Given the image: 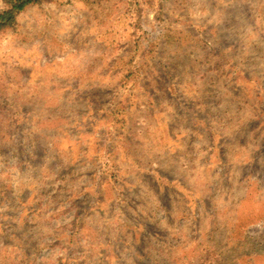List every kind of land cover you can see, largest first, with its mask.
<instances>
[{
    "label": "rangeland",
    "instance_id": "obj_1",
    "mask_svg": "<svg viewBox=\"0 0 264 264\" xmlns=\"http://www.w3.org/2000/svg\"><path fill=\"white\" fill-rule=\"evenodd\" d=\"M0 264H264V0L20 13L0 33Z\"/></svg>",
    "mask_w": 264,
    "mask_h": 264
},
{
    "label": "trees",
    "instance_id": "obj_2",
    "mask_svg": "<svg viewBox=\"0 0 264 264\" xmlns=\"http://www.w3.org/2000/svg\"><path fill=\"white\" fill-rule=\"evenodd\" d=\"M50 1L52 0H4V8L0 11V33L11 28L17 16L26 8Z\"/></svg>",
    "mask_w": 264,
    "mask_h": 264
}]
</instances>
